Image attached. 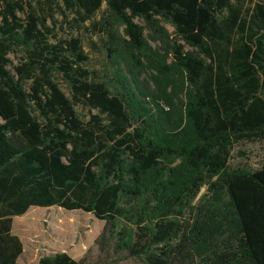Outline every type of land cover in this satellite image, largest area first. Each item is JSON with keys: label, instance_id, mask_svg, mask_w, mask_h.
<instances>
[{"label": "trees", "instance_id": "obj_1", "mask_svg": "<svg viewBox=\"0 0 264 264\" xmlns=\"http://www.w3.org/2000/svg\"><path fill=\"white\" fill-rule=\"evenodd\" d=\"M247 2L0 0V264L31 206L92 214L97 240L141 264H264V158L230 163L264 143V0ZM57 9L102 69L80 35L57 36Z\"/></svg>", "mask_w": 264, "mask_h": 264}, {"label": "rangeland", "instance_id": "obj_2", "mask_svg": "<svg viewBox=\"0 0 264 264\" xmlns=\"http://www.w3.org/2000/svg\"><path fill=\"white\" fill-rule=\"evenodd\" d=\"M250 1L254 0H248L247 3ZM104 7L103 3L102 8ZM99 14L100 11L96 17ZM71 18V13H68V17L65 18L58 9L55 11L53 19L56 24L54 30L57 36L63 38L69 35H80L90 57L88 66L93 69H102L107 62L104 55L99 51L89 50L87 47L89 31L79 30L70 23ZM135 21L144 26L141 19L136 18ZM48 23L53 25L52 19ZM165 27L169 32H172V26L165 24ZM144 35L153 48L163 52L160 42L154 40L146 28ZM93 39L95 40L97 37ZM184 49L191 50V47L184 45ZM13 62L15 63L16 60L13 59ZM138 79L150 86V83H147L146 73H140ZM58 82L65 91L64 83L60 79ZM77 111L80 114L87 113L85 109L79 107H77ZM263 158L264 143L247 141L233 145L230 163L256 167ZM205 190L206 187H201L198 196ZM103 224V221L82 210H66L57 206L47 208L31 206L23 214L13 217L12 232L22 242V253L16 264H37L41 256L54 252H66L72 258L83 260L86 264H141L139 259L129 257L125 252H115L105 242L97 240Z\"/></svg>", "mask_w": 264, "mask_h": 264}]
</instances>
